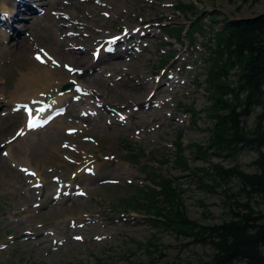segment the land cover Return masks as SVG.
<instances>
[{"label":"rangeland","instance_id":"obj_1","mask_svg":"<svg viewBox=\"0 0 264 264\" xmlns=\"http://www.w3.org/2000/svg\"><path fill=\"white\" fill-rule=\"evenodd\" d=\"M178 2L192 7L179 14ZM60 3L72 11L80 6L91 8V12L84 13V17L78 15L82 11L77 12V16L73 13L80 23L70 27L69 21H59V24L52 21L53 17L65 19L59 10L53 9L57 0H52L45 8L39 7V0L31 1L30 4L37 7L36 11L22 12L14 22L19 29H26L22 28L25 23L31 27L22 34V37H32L30 45L46 41L54 43L56 39L52 32L56 26L66 40L69 36L64 34L66 30H79L80 44L73 38V46L68 45L71 42H64L59 49L68 52L69 46L89 44L92 48L86 56L92 57L98 56L93 52L98 39L92 42V34L97 37L104 28L113 33L122 32L126 27H138L140 31L126 37L123 44L116 45L121 51L126 45L134 44L132 56L122 57L119 61L102 57L103 60L81 76L82 81L90 77L88 84L97 85L94 89L98 93L94 89L81 92L78 88L77 98L67 107L70 112L61 114L58 123L47 124L25 136L18 135L20 122L9 124L6 131L3 124L8 122L11 109L1 103L0 141L5 139L0 145V264H134L151 258L157 264H195L197 260L210 259L213 250L209 246L194 241L193 237L176 235L154 226L145 213L132 211L126 196L136 185L149 184L143 172L144 166H149L175 178L174 182L183 189L188 217L201 224L229 219L239 210L237 206L229 205L234 199L247 202L254 212L264 214V199L240 190L236 179L218 182L216 190L210 192L200 188L194 176L173 163L174 143L181 133L184 154L191 167L208 165L200 158L193 159L189 144L203 143L208 136L204 129L210 126L202 111L207 104L204 89L209 34L206 26L204 33L195 34L193 39L185 32L194 20L219 26L220 22L213 23L211 19L222 21L263 14L264 0H60ZM115 9L118 11L108 17ZM146 19L152 22L151 26H144ZM90 21L96 22L97 26L89 33L85 24ZM48 25H51V37L47 35ZM172 26L183 28L182 36L171 35L168 28ZM10 33L7 43L13 41ZM147 34L155 39L154 43L145 37ZM80 52L75 55L82 57ZM113 61L117 63L112 64ZM28 65V61L14 50L6 51L0 46V91L6 94L5 101L9 98L8 93L14 90L21 71ZM172 75L174 77L170 78ZM145 76L149 77V87L143 85ZM66 84L70 87L63 90ZM74 88L72 81L63 82L46 94L44 102L58 92L63 94ZM97 97L107 106L103 119L91 117L88 121L76 113L80 104L94 109ZM146 100H151L153 108L142 115L143 111L136 109L143 108ZM117 114L123 115L121 122L116 119ZM74 119L79 123L84 120V126L80 124L81 129H73L75 131L61 127L67 128ZM253 121V115L247 118L249 124ZM124 144L134 150L132 156L125 152ZM254 157L250 151H241L238 155V162L245 172L255 170ZM86 158L98 165L97 172L102 177L91 181L82 178L84 171H78V168ZM164 159L172 160L158 162ZM212 159L225 166L232 164L226 158ZM118 167L122 172L118 178L103 177H112L113 170ZM25 169L29 171L25 172ZM63 185H69L71 195L57 204L55 200L59 199H55L53 191ZM150 242L155 243V247Z\"/></svg>","mask_w":264,"mask_h":264},{"label":"trees","instance_id":"obj_2","mask_svg":"<svg viewBox=\"0 0 264 264\" xmlns=\"http://www.w3.org/2000/svg\"><path fill=\"white\" fill-rule=\"evenodd\" d=\"M191 7L181 2L177 4L180 14ZM211 21L220 22V25L194 20L187 31L193 39L195 34H203L206 26L209 34L206 38L208 57L205 58L204 89L207 104L202 111L210 126L204 129L208 136L203 143L189 144L193 159L200 158L208 165L191 167L184 154L181 133L174 143L173 163L194 176L197 185L204 190L212 192L218 182L234 178L240 190L264 199V13ZM183 30L180 26L168 28V32L177 37L182 36ZM252 115L254 121L249 124L247 118ZM133 151L125 145L126 153L130 155ZM241 151L255 154L252 161L254 171L245 172L239 164ZM213 157L226 158L232 164L225 166L220 161H213ZM143 172L149 184L136 185L134 191L126 196L132 204V211L145 213L154 226L176 235L193 237L194 241L213 250L210 259L197 260L195 264H264V214L254 212L249 203L234 199L229 205L237 206L239 210L229 219L201 224L188 217L183 189L174 182L175 178L158 173L149 166H144ZM224 194L229 196L225 191ZM151 245L155 247V243ZM134 264L157 263L151 258Z\"/></svg>","mask_w":264,"mask_h":264},{"label":"bare ground","instance_id":"obj_3","mask_svg":"<svg viewBox=\"0 0 264 264\" xmlns=\"http://www.w3.org/2000/svg\"><path fill=\"white\" fill-rule=\"evenodd\" d=\"M31 1H33V0H1V2H0V15L3 16V18L0 17V21H2V22H0V46L2 47V49H5L6 51L14 50L18 56H21L22 58L26 59L29 63V65L21 71L20 76L18 77V79L15 83L14 90L8 93L9 98L7 101H5L6 100V94L2 90L0 91V105H1V103H4V105L9 106V108L11 109V110L9 109L10 110L9 119L6 120L8 122L3 124L5 126L4 130H6L9 126H11V124H14L16 122H20V125H21L20 132L22 131L21 135H23V136H25L29 133H32V132L39 131L42 129V126L35 127V128H29L27 126L29 117H28V112L25 109V106H27L28 108H31L33 110L41 108V107H45L46 111H44L43 113L33 111V115L36 117H39L41 119H44L45 117H47L55 109L64 108L65 109L64 114L70 112L71 109H67V107L69 105H71V102L77 98L78 88L82 92V91H85L87 89L93 90L94 86H97V85H94L95 83L93 84L94 86H91V84H88V82H89L88 80L90 77L89 78L85 77V79L82 81L81 76H83V75L85 76V73H87V71L89 69H91L92 67H95L97 65V63L102 59V57H107V58H110L113 60H118L122 57H125V58L129 57L131 55L130 52H131V49L133 48L134 44H132L131 47L130 46L125 47L123 49L124 52L119 51V49H117V47H115L113 49V51L108 50L106 47L112 46V45L116 44L117 42H120V40H123L126 37L131 36L134 33H139V31H140V29L138 27H134V28H127L126 27L124 29V31H122V32H114L113 33V32L108 31L106 28H104L101 31L102 32L101 35L96 37L95 35L92 34V36H91L92 42H94V40L98 39V43H96L94 46L101 44V46H100L101 51L99 52L98 56H92V57L86 56L88 51L90 50V48H92V46H90L89 44L86 46H84V45H78L76 47H70L69 46L66 48L67 50H69L68 52H63L62 50L59 49V46L64 42H66L67 44H68V42L69 43L71 42V44H68V45L73 46V44H75L73 38H75L76 41H78V43H79L81 41V38L79 36L81 34V31H79V30L78 31H73L72 29L66 30L64 34L69 35L68 40H66V36H64V37L60 36L61 30L58 26H56V28L54 29L55 31L52 32L53 35L55 36V39H56L54 43H51V41L50 42L46 41L43 43L36 42L34 45H30L29 41L31 40L32 37L30 38V36H28V35L22 37V34L24 33L23 30H30L31 27L27 23H25L22 25L23 26L22 28H26V29H19L16 27L17 25L15 26L14 22L19 19L20 14L22 13L21 11L26 10V11H29L30 13H33V11H36L37 7H35V6L31 7V5H29V3ZM39 2L41 3L39 5V7L45 8L52 2V0H39ZM119 6L121 8H125V6H123V5H119ZM77 7H78V10L72 11L69 8V6L62 4V3H60V0H57V4L55 7H53V9L59 10L61 12V15L65 16V19L59 17L60 20H57L55 17H53V19H52L53 23L56 24V21H57L59 24L60 22L66 23L67 21H69L68 25L70 27H75L76 25H73V24H79L80 23V19L76 17L77 12L82 11V13H80L78 15L79 16L83 15V17H84V13H86L87 11L91 12V8H86V7L81 8L80 6H77ZM54 10H52V11H54ZM117 11H118V9L110 11L108 13V17L113 16ZM73 13L76 15L75 17L73 16ZM4 14H5V16H4ZM23 17H25V15H23ZM29 17H31V16H29ZM93 17H95V16H93ZM143 22H144V26H146V27L151 26V24H152V22L149 19H146ZM95 23L96 22L90 21L88 23V25L85 24V29H87L88 32L90 33L93 29H96L97 25ZM50 26L51 25H48V27H47L48 31L47 32L50 31V28H51ZM9 28H11L10 29L11 33L8 30ZM9 33H10V38H12L13 41L10 43H7L6 41H7V38L9 36ZM52 33L49 32V34H47V35L51 37ZM115 36L118 39L117 38L113 39ZM145 37L147 39H150L151 42L154 43L155 39L152 36L147 34V35H145ZM93 48H94L93 49V52H94V50H96V47H93ZM80 51H82L83 56L82 57L76 56L75 53H81ZM45 53L47 55H45ZM38 55L41 57L40 60L37 59ZM113 63H117V62L113 61L112 64ZM69 71L71 74L69 73ZM173 77L174 76L172 75L170 78H173ZM148 78H147V76L144 77V79H143V85L144 86H148L150 84V82H148ZM66 81H72L75 84L74 90H71V91L63 93V94L58 92L52 96V99H50L49 101H47L45 103L44 97L46 96V94L52 88H57L63 82H66ZM165 83L166 82H164V84ZM143 85H141V86H143ZM125 86H127V85H125ZM136 90H138V89H135V91ZM94 91L96 93H98L97 92L98 90L94 89ZM133 94L137 95V92H134ZM33 101H38L40 103L34 104ZM156 103H158V102L156 101ZM107 104H109V103H107ZM86 105H88V104H86ZM105 105L106 104L103 103V100L100 99L99 97H97V98H95V103H94L95 108L94 109L92 107H88V106H81V104H80V106L76 109V113L81 115V116L86 117L87 118L86 120H88V121L92 120L91 117H93L94 119L98 117V120H99V118L103 119L106 116V107L107 106L105 107ZM130 105H132V104H130ZM102 107H104V108H102ZM151 108H153V106L151 105V100H146L143 103V108H139V109L137 108L136 111L137 112L143 111L142 115H145L146 114L145 112L147 110L149 111V109H151ZM16 112H18V113H16ZM97 112L99 114H97ZM73 114H74V112L72 113V115ZM0 118H2V116H0ZM58 119H59V116L53 117L49 121L48 124L51 125L53 123H58ZM116 119L121 122L124 119V117L121 114H117ZM134 120H136V119H134ZM82 122L85 123L84 120H82L81 123H79V122H77V120L74 119V120H70V124H69V126H67V128H66V126H62V125H61V127H64L67 131H69L70 129L71 130H73V129L79 130V129H81L80 124H82ZM4 139H2L0 141V145L4 144ZM28 171H29V169H28ZM78 171H84V173H82V178L84 180L87 179V180L91 181L93 179H97L99 177H102V176L98 175V172H97L98 171V165L97 164L94 165L93 162H91V159H89V158L88 159L86 158L84 161H82V164L79 165ZM120 174H122L121 168L118 167V168H115L113 170L112 175H111L112 177H107L108 175H103V177L104 178H113V177L118 178V176H120ZM18 179H19V177H18ZM80 180H82V179L80 178ZM36 181L37 180H35L33 183H35ZM68 186L69 185H63V186H60L59 188H57L55 191H53L55 193V199H59V201L55 200V203L60 204L64 200L65 196L71 195L70 188ZM27 191H30V190H27ZM70 199H72V198H70ZM75 199H77V198H75ZM75 202H77V201H75Z\"/></svg>","mask_w":264,"mask_h":264},{"label":"snow or ice","instance_id":"obj_4","mask_svg":"<svg viewBox=\"0 0 264 264\" xmlns=\"http://www.w3.org/2000/svg\"><path fill=\"white\" fill-rule=\"evenodd\" d=\"M98 2H99V0H98ZM117 39H118V38H117ZM45 55H47V54L45 53ZM37 59L40 60L41 57L38 55V56H37ZM42 62H43V61H42ZM33 103H34V104H37V103H40V102H38V101H33ZM25 109H26V111L28 112V117H29V118H28V124H27V126H28L29 128L39 127V126H42L43 124H45V123L48 122L47 119H41V118L36 117V116L33 115V111H36V112H39V113H43L44 111H46V108H45V107H41V108H38V109L33 110V109L28 108L27 106H25ZM73 131H74V130H73ZM20 134H22V131H21L20 133H18V135H20ZM5 155H6V153H5ZM24 171L27 172L28 170L25 169ZM30 174H31V175H35V173H30ZM77 239H80V237H77Z\"/></svg>","mask_w":264,"mask_h":264},{"label":"water","instance_id":"obj_5","mask_svg":"<svg viewBox=\"0 0 264 264\" xmlns=\"http://www.w3.org/2000/svg\"><path fill=\"white\" fill-rule=\"evenodd\" d=\"M68 87H69V85L66 84V85L63 86V89H67Z\"/></svg>","mask_w":264,"mask_h":264}]
</instances>
